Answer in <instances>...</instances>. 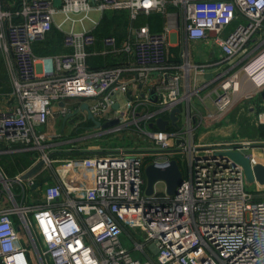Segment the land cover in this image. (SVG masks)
Here are the masks:
<instances>
[{
  "label": "built area",
  "instance_id": "1",
  "mask_svg": "<svg viewBox=\"0 0 264 264\" xmlns=\"http://www.w3.org/2000/svg\"><path fill=\"white\" fill-rule=\"evenodd\" d=\"M109 10H128L131 23L121 42L108 35L98 46L100 20L90 14ZM151 13L164 15L162 32L134 23ZM56 14L64 15L59 29L85 19L94 28L64 31V51L38 55L34 45L46 41ZM183 36L212 38L222 51L218 64H230L215 78L220 83L208 119H221L241 99L264 91V0H60L58 7L55 0H0V52L11 83L0 94V144L7 146L0 160L23 151L42 159L34 172L14 176L0 162V264H32L30 246L38 264H264V199H253L243 167L221 154L254 142L192 138V99L206 86L192 89L189 73L211 65L191 64L188 51L181 54L185 63L170 60L171 41L178 45ZM107 56L117 65L90 68V59ZM48 60L52 68L40 70ZM235 60L246 63L235 68ZM84 102L102 123L119 120L105 130L86 128L88 138L99 130L125 133L148 139L155 150L118 147L55 157L50 151L60 136L42 127L55 114L78 112L84 128ZM181 103L186 118L182 125V111L177 114V127L170 113ZM159 118L169 121L164 130ZM258 121L264 125V110ZM77 151L85 150H68ZM146 157L151 163L180 158L184 181L175 195L146 194Z\"/></svg>",
  "mask_w": 264,
  "mask_h": 264
},
{
  "label": "crops",
  "instance_id": "2",
  "mask_svg": "<svg viewBox=\"0 0 264 264\" xmlns=\"http://www.w3.org/2000/svg\"><path fill=\"white\" fill-rule=\"evenodd\" d=\"M56 6L58 7L59 3H57V0H55ZM99 14V13H98ZM57 15H61V14H56L55 15V20H54V27L55 29L60 30L62 33H64V31H69V30H75L76 25L73 27L71 24V28L69 30H64V29H59L58 26L59 24L63 23V20L59 23L56 20V16ZM102 16L99 17V19H94V21H101ZM69 23V22H65L64 24ZM64 24L62 25V27L64 26ZM86 27V26H85ZM94 28V25L92 23V27L87 28V29H92ZM258 36V35H257ZM49 37V36H48ZM175 38L176 35H172L171 38ZM52 38V36H51ZM178 38V35H177ZM48 39V38H47ZM46 39V40H47ZM174 40L171 41V44L169 46V50L171 47H177L179 52L183 51H188L189 52V56H188V60L191 64L195 65V64H210L211 66L209 68H207L206 71H204L203 73H198V72H194V69L191 70V73H189V80L191 81V88L194 89L196 87H201V86H206L202 91H200V98L198 97V99L200 100V105H195L191 106V115L193 118V129L194 132L192 133V138L195 140V142L197 143H211V142H215V141H232V140H248V141H252L254 143H258L257 140H255V138L250 139L247 136H245L243 134V130L242 128H238L239 126L243 127L245 124H249L250 123V127L253 128V122L256 123V119H252L250 116H246L244 117L243 112L245 110L246 107L249 108L251 113H259L261 111L264 110V107L262 105H264L263 100H264V91L260 92V93H254V99H252L251 101H246L244 98L241 99L240 101H238L232 108L230 111H228L225 115H223L221 117V119L215 120V119H208V116L210 113L215 112V107H214V103H213V91L214 89H216V87L219 86L220 81H216V76L217 74H219L220 72H222L225 69H228L227 65L230 64H218L221 59H222V51L220 49L219 46H217L216 44H214V42L212 41V38H208V39H201V40H187L186 37H181V42L179 41V44L176 45V43L173 42ZM259 42L258 37H255L254 40L252 41L253 45H256ZM194 48V50H202L204 53V60H200L196 54V56H194L195 60L191 61V51H190V47ZM48 48V47H47ZM46 49V48H45ZM1 54V52H0ZM174 55V54H173ZM2 56V54H1ZM3 58V56H2ZM4 61V58H3ZM183 61V59H182ZM240 60H235V62L237 63L235 68L240 67L241 65H243L244 63H246V61L243 62H239ZM185 63V60L182 62ZM232 64V63H231ZM235 64V63H234ZM5 66V63H4ZM6 68V66H5ZM38 68L41 70L42 68H46V62H44L43 64L39 65ZM234 68V69H235ZM47 69V68H46ZM7 71V69H6ZM8 73V71H7ZM9 76V75H8ZM10 81V79H9ZM207 84V85H205ZM11 86V83H10ZM254 90V89H253ZM6 93V92H5ZM195 98V96L193 97ZM202 99V100H201ZM241 103H245L246 107L244 105H239ZM256 105V106H255ZM5 106V103H1L0 102V108H3ZM238 106V107H236ZM185 108H186V104H185ZM259 111H257V109H260ZM234 110L233 113H231V111ZM58 110V107H55V112ZM253 111V112H252ZM244 117V118H243ZM52 119H54V121H57V123H59V125H63V130L60 134H56V130L54 131V133H50V134H55L57 136H60L59 139H70L71 135H73V133L79 132L81 129H84L82 126H79L77 124V121L75 118L73 117H69L67 120L64 121L65 118H63L62 116L55 114L54 116H52L48 122V124L46 126H44V131L45 129L49 126V124L51 123ZM253 121V122H252ZM262 125V124H261ZM261 125L259 126V123L257 124V126H259V128L261 127ZM257 129L255 131V134H257L258 136L261 135V131L260 129ZM102 131V130H101ZM46 132V131H45ZM103 132V131H102ZM87 131H85V133L83 134H79L82 137L87 135ZM254 137V136H253ZM261 137V136H260ZM88 139V138H87ZM62 140V141H64ZM86 140V138H85ZM264 140V139H263ZM60 142V150H56L59 151V153L57 152L58 157H64V156H68L70 154H72L71 152H68L69 147H72L74 145H76L77 147L79 146L78 144H80V140H71V141H64V142ZM263 142V141H262ZM260 143V142H259ZM264 144V143H263ZM0 148L1 149H6L7 146L5 144H0ZM115 148H110V149H116L118 147L117 144L113 145ZM124 146H121L120 148H122ZM90 150H85L82 151V153H90V154H97L101 151V153H103L104 151L106 152V150L108 149L105 148L104 150L102 148H95V147H90ZM103 150V151H102ZM245 150H252V151H246L247 154L251 155L252 159H251V165L254 166L256 164H263L264 165V146H255L254 148H248V149H243V153ZM52 154H54V149L52 150ZM5 155H9L4 154L2 156ZM57 157V156H55ZM35 157H34V161L32 163H30L26 168L21 169V170H17L16 172H14L13 174L11 173H7L10 176H14L20 172L26 171L30 168V170L32 172H34V169L38 168L41 164H35ZM252 185V192H249L254 200H262L264 199V184H260L259 182L255 181V182H250L247 180V186H251ZM127 245L129 244L126 241ZM135 253V252H134ZM140 253V254H139ZM139 253H135L136 256L141 257L143 260L144 258V253L139 252Z\"/></svg>",
  "mask_w": 264,
  "mask_h": 264
},
{
  "label": "trees",
  "instance_id": "3",
  "mask_svg": "<svg viewBox=\"0 0 264 264\" xmlns=\"http://www.w3.org/2000/svg\"><path fill=\"white\" fill-rule=\"evenodd\" d=\"M7 2H15L18 0H6ZM143 18L145 19L144 23L138 24L137 25H144L148 24L151 32H162L164 29L165 25V17L161 13H151L149 15H142ZM141 18V16H140ZM139 18V19H140ZM131 23V18H130V13L128 10H109L105 11L103 13L102 19L99 23V26L94 30V33L96 34L98 38V46H100V39L104 36L108 35H113L115 36L119 42H121L126 34H127V27ZM113 26H122L125 29V32L123 34H119L118 32L114 31ZM52 36V38H51ZM63 36L64 34L53 27V30L49 34V37L46 41L37 43L34 45L35 52L38 55H52V54H58L62 51L63 49ZM49 42V43H48ZM48 43V45H47ZM43 44L47 45L46 47L48 48H42ZM174 55H173V54ZM170 60L175 62V63H182V59L180 60L178 56V48L171 47L170 48ZM118 59L112 57V56H107V57H95L90 59L89 64L90 68L94 70H100V69H106L110 67H114L118 63ZM11 90V86H10ZM8 90V91H10ZM7 91V92H8ZM261 110L257 109V111ZM76 119V117H74ZM94 123L91 120H87L84 122V130L90 127H93ZM262 127L264 129V125H261V139H264V133L262 130ZM155 129H157L155 127ZM113 135V134H112ZM79 137V132L73 133L70 138H77ZM64 139H58V141H62ZM57 141V142H58ZM75 146V145H74ZM37 154V152L34 151H23V152H15L11 153L9 155L2 156L0 162L3 165V168L5 171L8 173H14L18 169H24L26 168L30 163L34 161V156ZM79 155H84V156H92L93 154L90 153H78L77 152H72V154L64 157H77ZM55 156H58L57 153ZM176 160H178L180 166H182L181 160L179 157H175ZM154 160L153 157H146L144 158V165L150 164ZM145 180L146 176L144 174Z\"/></svg>",
  "mask_w": 264,
  "mask_h": 264
},
{
  "label": "rangeland",
  "instance_id": "4",
  "mask_svg": "<svg viewBox=\"0 0 264 264\" xmlns=\"http://www.w3.org/2000/svg\"><path fill=\"white\" fill-rule=\"evenodd\" d=\"M59 2H60V0H57V3H59ZM103 13H100V14L91 13L90 16H91V18L96 20V19H99V17L103 16ZM81 17H83V16H77L75 18L79 19ZM63 19H64V15H57L56 16V20L59 23ZM144 21H145V19L143 18V16H141V18L136 20L134 23L137 25V22H138V24H142V22L144 23ZM83 26L84 27L86 26L85 28H90V27H92V23L90 21H88L87 19H85V21L83 22V25L81 23H77L76 24L75 30L76 31H81L83 29ZM70 28H71V23H66L62 27V29H64V30H69ZM113 29H114V31L118 32L119 34H123L125 32V29L122 26H113ZM125 38H126V36H125ZM48 43H47V45H48ZM47 45L43 44L42 48H47L46 47ZM174 48L177 49V47H174ZM190 51H191V61L195 60L194 56H196L197 53H198L197 54L198 58L200 60H204V53H203L202 50H199V51L194 50V48L191 45ZM182 53H183V50L181 52H179V50H178V56H179L180 60L182 59V57H181ZM183 61H184V59H183ZM46 68L48 70H50L52 68V63H51L50 60L46 61ZM8 90H10L9 76H8V73H7L6 68L4 66L3 58H2V56L0 54V94L5 93ZM192 104H193V106L200 105V100L198 99V97H195V98L192 99ZM239 105H244L246 107L245 103L238 104V106ZM238 106H236V107H238ZM180 109L182 111V113H181V124L183 125L185 123V118H186L185 117L186 109H185V104L184 103H181ZM234 110L235 109H233L231 111V113H233ZM243 115H244V117L250 116L252 119L253 118L256 119L255 121H256L257 124L259 123V121H258V112L257 113H251L249 108L246 107L244 112H243ZM253 124H254L253 128L250 127V123L249 124H245L243 127L239 126L238 128H242L243 134L245 136H247L248 138H250V139L255 138V140H257L258 143L260 142V144L264 143V140L261 139V137H260L261 135L258 136L257 134H255V131L259 128V126L261 124L259 123V126H257V124H255V122H253ZM62 127H63V125H59V123H57V121H54V119H52V121L49 124V126L45 129L46 132L44 131L43 127H42L41 131L51 135L50 133H54V131L56 130L57 131L56 134H60L62 132V130H63ZM259 129L261 131V127ZM262 130H263V133H264L263 127H262ZM95 132H96V134L94 133V135L96 137H94V138H88L89 136L85 135L84 138H88V139L80 140V144H78L79 145L78 148H81L83 150H90L89 149L90 147H95V148H98V149L102 148L104 150L105 148L108 147V149L106 151H109L110 148H115L113 146L114 144L115 145L117 144L118 146H116V147H121V146H124L125 148H129V147L135 148L136 147V148H138V150H146V151H154L155 150V149H150L152 147V145H151V142L148 139H144V138H141V137L130 138L125 133H118L117 135H115V134L112 135V134H104V133H102L101 130L95 131ZM83 133H85V130L81 129L79 131V134H83ZM90 133H91V131L88 132V134H90ZM60 146H61L60 143H58V142L54 143L53 149L55 151L56 150H60ZM69 148H72V147H69ZM246 151H252V150H245L244 151L245 154H247ZM52 152L53 151L51 150L50 153H52ZM34 157L37 160V163H41L42 164V159L40 158V153L37 152V154ZM246 190L248 192H252V185L251 186H246ZM155 193H157V194H166L167 193V187H166V183L164 181H158L155 184ZM29 249H30L29 257H30V260H31L32 264H38V262L36 260V257L34 256V252L32 251V247L30 246Z\"/></svg>",
  "mask_w": 264,
  "mask_h": 264
},
{
  "label": "water",
  "instance_id": "5",
  "mask_svg": "<svg viewBox=\"0 0 264 264\" xmlns=\"http://www.w3.org/2000/svg\"><path fill=\"white\" fill-rule=\"evenodd\" d=\"M63 104V103H62ZM118 108V105H115V109ZM81 110L87 113V118L91 120L96 128L99 129H107L119 123V120H112L107 123H102L98 120L90 111L89 105L87 102L82 103ZM78 112H74L67 117H65L64 121L69 117L77 116ZM181 113V109L179 107L173 109L170 113V120L178 127L179 117L177 114ZM169 123V121L163 120L159 118L157 120V126L161 130L165 129V126ZM150 127H153L151 124ZM179 142V141H178ZM255 146H264L263 143H252L244 147V149L254 148ZM222 155H226L232 158L235 162L239 163L244 171L248 181L250 182H259L260 184H264V165L256 164L254 166L251 165V158L249 154L241 153L240 151H235L233 149H227L226 151L221 153ZM146 176V194L148 196L152 195L155 192V184L158 181H164L167 187V193L169 195H175L178 192L179 186L184 181V173L181 169L179 162L176 159H172L167 163H150L145 167L144 170ZM37 184L35 187H38Z\"/></svg>",
  "mask_w": 264,
  "mask_h": 264
}]
</instances>
